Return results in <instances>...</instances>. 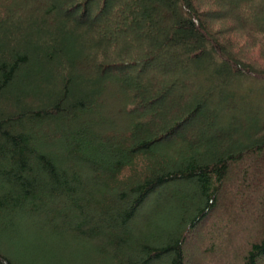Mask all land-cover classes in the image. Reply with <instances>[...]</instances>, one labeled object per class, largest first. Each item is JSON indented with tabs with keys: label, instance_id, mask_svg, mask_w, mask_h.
<instances>
[{
	"label": "trees",
	"instance_id": "1",
	"mask_svg": "<svg viewBox=\"0 0 264 264\" xmlns=\"http://www.w3.org/2000/svg\"><path fill=\"white\" fill-rule=\"evenodd\" d=\"M228 7L241 19L227 14L231 35ZM245 26L264 35V0H0V264H69L51 242L65 227L105 241L121 264H186L184 227L209 217L242 160L244 199L264 208V117L223 86L255 69L264 78V57L241 50ZM200 76L204 97L187 87ZM115 105L126 130L105 114ZM236 110L247 123L223 126ZM181 182L199 194L174 232L146 224L133 236L141 207ZM258 235L242 264L264 256V222Z\"/></svg>",
	"mask_w": 264,
	"mask_h": 264
},
{
	"label": "rangeland",
	"instance_id": "2",
	"mask_svg": "<svg viewBox=\"0 0 264 264\" xmlns=\"http://www.w3.org/2000/svg\"><path fill=\"white\" fill-rule=\"evenodd\" d=\"M98 8L99 5L97 3L92 4L91 11L93 14L97 13ZM219 11L223 16L222 30L224 29L225 32L231 35L234 32L231 33L229 31H231L234 23L231 19L226 18L227 14L230 15L229 13H231V17L237 15L238 19H241L235 10L232 13V7L226 9L220 8ZM219 22L221 21H217V24ZM239 28H234L237 33L240 31ZM241 30L242 35L239 44L242 52L249 54L253 58L264 57V35L246 26ZM224 57L223 55H216V58L219 60L221 58L224 59ZM262 62H264V59ZM261 74L260 71L255 69L252 73L240 74L225 80V85L223 86L231 92L248 97L251 106L261 113V117H264V107L261 106L263 110L258 109L259 103L262 101V95H258L259 90H264V78L261 77ZM199 79L204 82L201 81L202 85L198 89L194 86L196 85L195 82H198V79L195 82L194 80L191 83L189 82L187 87L192 88L193 93L200 91V95L204 97L207 89H209H205L204 85L207 77L200 76ZM220 83L216 82L214 85L220 87L222 82ZM190 85L192 86L190 87ZM209 86L212 87V84L210 83ZM216 103L217 101L213 97H210L205 102L207 106L214 108ZM116 108L117 105L110 107L105 114L118 121L122 126V130H126L129 119L116 112ZM236 111L235 120H232L231 116L223 118V126L232 125L233 127L238 126L242 129L243 123H247L248 121V115L244 114V110ZM249 161L248 159L247 161L242 160L232 165L229 178L226 180L220 193L219 203L210 213L209 217L205 218L193 229L190 228L188 230L184 227L186 264H242L250 241H254L260 237L258 233L264 222V208L260 210L258 207L252 208V203L254 205V201H256L254 195L249 192L244 199V189L239 186L244 183L242 180L244 179V169L246 168V163H249ZM255 173L258 172L256 170L249 171L248 179H253ZM259 183L260 181L256 183V188ZM172 191H175V193H172ZM194 191L195 189L191 185L183 182L167 184L165 187L159 189L158 193L150 197V200L141 207L139 214L133 219V226L129 228L131 231L133 230V236H138L141 233L145 234L147 231L145 228L146 224L150 226L151 230L157 228L158 234H161V239L173 233L180 214L189 211L193 207L192 205L196 204L194 201L198 200L195 197L199 192ZM181 199L185 201L183 202V204L185 203V207H178ZM32 223L35 224L37 222L34 220ZM49 230L48 228L45 229V231ZM56 232L65 235L62 238L55 237L53 241L51 240L52 244L57 247L56 251L53 250V254L59 263L70 261L69 264H121L127 261L125 257L116 256L115 252L106 245V242L98 238L78 235L73 230H70L69 227L60 228ZM131 256L136 257L137 255L132 253ZM46 260L51 263V260L48 258ZM169 260L170 256L165 255L154 264H168ZM258 264H264V256L259 260Z\"/></svg>",
	"mask_w": 264,
	"mask_h": 264
}]
</instances>
